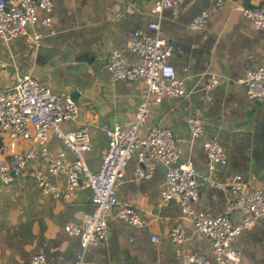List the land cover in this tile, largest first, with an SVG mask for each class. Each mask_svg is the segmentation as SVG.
Segmentation results:
<instances>
[{"label":"crops","instance_id":"obj_1","mask_svg":"<svg viewBox=\"0 0 264 264\" xmlns=\"http://www.w3.org/2000/svg\"><path fill=\"white\" fill-rule=\"evenodd\" d=\"M156 0H52V21L40 22L34 29L41 34L40 47L25 38L0 37V90L12 87L17 76L31 73L36 80L61 96L70 97L79 91L75 101L78 114L61 124L64 132L80 125L88 127L91 148L84 154L89 168L95 171L106 149L104 127L131 118L145 87L140 81L114 80L105 68L107 56L119 52L128 62L137 56L129 49L134 30L147 29ZM215 0H180L179 13H161L163 36L171 40L170 63L177 78L183 79L191 91L185 100L163 99L155 106L148 126L162 125L181 142L182 160L191 159L199 176L207 173L203 142L217 137L226 156V164L216 168L215 178L240 174L254 175L264 190V103L246 94L235 81L247 72L264 66V27L257 28L244 17L240 3L255 5L262 0H227L216 9ZM202 12L208 17L204 26L190 30L192 21ZM40 17L42 16L39 13ZM215 73L220 84L207 101L203 92L205 78ZM201 111L203 134L192 139L187 117L193 109ZM8 133H0V144L12 142ZM17 148L27 144L15 140ZM48 149L64 152L71 160L70 150L54 134L47 140ZM133 157L127 164L116 195L120 205L137 209L143 224L134 227L115 215L108 217L105 238L88 246L83 264H179L170 231L180 226L190 251L214 257L211 242L193 229L192 217L197 212H216L226 198V191L201 187V198L190 213L183 214L174 201L160 203L159 189L164 182V168L157 166L150 179L134 180ZM33 168L46 171L45 162L37 156ZM63 189L65 176H49ZM91 190L79 188L69 198L43 192L31 177H20L11 183L0 182V264H30L31 254H42L45 264H74L81 251L79 238L69 235L64 226L78 223L92 210ZM240 224V214L231 216ZM158 240L151 241V236ZM246 262L264 264V216L250 227L243 228L233 240Z\"/></svg>","mask_w":264,"mask_h":264},{"label":"built area","instance_id":"obj_2","mask_svg":"<svg viewBox=\"0 0 264 264\" xmlns=\"http://www.w3.org/2000/svg\"><path fill=\"white\" fill-rule=\"evenodd\" d=\"M226 1L215 0V8H222ZM179 2H154L151 11L157 20L147 24L152 34L136 29L129 41L130 51L137 56L135 62H128L117 51L107 56L105 68L114 80L140 81L145 91L131 118L103 128L106 149L95 171L89 168L84 157L91 148L88 127L80 125L68 132L61 129L63 121L77 117L74 100L54 93L50 87L40 84L31 73L17 76L12 87L0 90V133L10 134L13 140L0 144V182L7 184L23 176L31 177L43 192L63 198L71 197L82 187L91 190L92 210L83 214L80 222L64 226L69 235L79 238L81 251L74 264H83L86 248L105 238L109 230L108 217L114 208L117 207L115 215L132 226L139 227L144 223L137 209L120 205L116 195L123 172L133 157L136 162L132 168V178L136 181L152 178L159 165L164 168L159 205L174 200L185 215L201 198L202 186L226 191L225 201L218 211H201L192 217L193 229L211 242L214 257L185 248V233L180 226H175L169 235L175 243V256L179 264H254L244 261L233 240L243 228L250 227L256 219L264 216V190L257 185L256 177L229 174L223 180L215 178L216 168L226 164V156L217 137L202 144L208 170L204 176H199L191 159H181V142L169 128L148 126L152 110L163 99L185 100L191 93L184 80L175 74L170 63L173 46L171 40L163 36L160 25L164 10L173 15L179 13ZM239 7L243 16L251 20L255 27H264V0L255 5L240 3ZM52 9V0H0V37H23L39 48L41 34L34 26L38 22L49 26ZM207 17L206 12L199 14L190 24V30L201 29ZM220 81L215 73L205 78L203 92L207 101ZM235 83L245 87L249 98L264 103V66L247 72ZM186 122L191 138L198 139L203 134L201 111L194 108ZM50 133L70 150L71 160H66L62 151L53 153L48 149ZM15 140L24 141L27 145L17 148ZM37 156L45 162L46 173L31 166ZM50 175L65 176V187L61 189L52 182ZM233 214H240V224L232 222ZM157 240V236H151V241ZM29 263L45 264V257L33 253Z\"/></svg>","mask_w":264,"mask_h":264},{"label":"water","instance_id":"obj_3","mask_svg":"<svg viewBox=\"0 0 264 264\" xmlns=\"http://www.w3.org/2000/svg\"><path fill=\"white\" fill-rule=\"evenodd\" d=\"M78 97H79V91L77 88H74L72 93L70 94V98L76 101Z\"/></svg>","mask_w":264,"mask_h":264}]
</instances>
